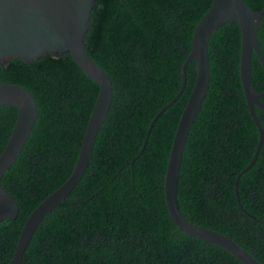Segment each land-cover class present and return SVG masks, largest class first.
I'll return each mask as SVG.
<instances>
[{"label":"trees","instance_id":"16d2710c","mask_svg":"<svg viewBox=\"0 0 264 264\" xmlns=\"http://www.w3.org/2000/svg\"><path fill=\"white\" fill-rule=\"evenodd\" d=\"M86 37L91 57L113 80L114 97L99 130L86 173L36 228L25 252L30 264H244L228 250L178 229L165 200L164 179L175 130L196 78L186 69L182 95L148 126L177 93L194 31L212 0H95ZM254 10L264 0H246ZM264 56V15L258 31ZM210 86L187 140L178 189L182 214L224 233L264 264V144L255 165L259 132L241 75V31L226 24L209 42ZM255 88L264 68L252 59ZM0 81L34 94L39 115L19 157L1 183L19 213L0 222V264H9L30 213L72 173L99 86L70 54L0 65ZM264 103V96L261 97ZM264 128V110L256 107ZM18 109L0 108V155Z\"/></svg>","mask_w":264,"mask_h":264},{"label":"water","instance_id":"95a60500","mask_svg":"<svg viewBox=\"0 0 264 264\" xmlns=\"http://www.w3.org/2000/svg\"><path fill=\"white\" fill-rule=\"evenodd\" d=\"M121 4H124V0H121ZM95 5V0H0V65L18 59L30 63L47 54L54 56L70 54L88 78L99 86L98 97L86 126L72 173L30 213L9 264H30L23 255L36 228L48 213L60 203L67 202L68 194L83 178L89 166L99 130L113 103L112 77L91 57L86 48V37L90 30ZM263 15L264 7L256 11L247 4L246 0H212L209 9L194 31L191 50L182 63L181 84L177 93L155 114L148 126L139 153L131 160L133 163L143 153L156 120L184 92L187 66L190 62H195V82L179 118L167 161L164 179L166 205L179 230L228 250L244 264L262 263L228 235L188 220L179 207L178 189L189 132L197 114L202 109L210 86V38L224 25L237 23L241 31L240 75L248 108L258 129L259 137L253 158L237 174L235 194L241 209L257 219L247 212L241 203L239 180L255 165L264 144V128L256 112V107L264 110V103L261 101L264 91L255 88L252 77L254 54L264 68V56L258 37ZM4 105L16 107L18 115L9 140L0 155V222L14 219L19 213L17 199L2 185L1 180L19 157L39 115L37 101L31 90L19 84L0 81V108Z\"/></svg>","mask_w":264,"mask_h":264}]
</instances>
